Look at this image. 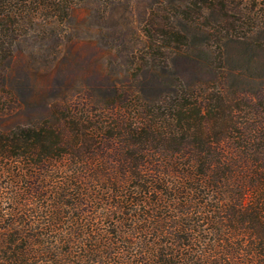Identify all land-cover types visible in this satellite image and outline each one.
I'll use <instances>...</instances> for the list:
<instances>
[{
  "label": "trees",
  "instance_id": "16d2710c",
  "mask_svg": "<svg viewBox=\"0 0 264 264\" xmlns=\"http://www.w3.org/2000/svg\"><path fill=\"white\" fill-rule=\"evenodd\" d=\"M76 1L0 0V111L22 31L39 20L57 40ZM158 3L143 20L154 62L187 51L203 9L224 17L205 43L264 17V0ZM96 94L0 130V264H264V84L237 92L213 72Z\"/></svg>",
  "mask_w": 264,
  "mask_h": 264
},
{
  "label": "rangeland",
  "instance_id": "374dc122",
  "mask_svg": "<svg viewBox=\"0 0 264 264\" xmlns=\"http://www.w3.org/2000/svg\"><path fill=\"white\" fill-rule=\"evenodd\" d=\"M160 1L163 5L169 0ZM158 5V0H77L54 41L43 35L46 25L39 20L31 23L6 65L5 84L13 108L0 111V130L40 121L87 91L96 94L114 84L131 82L152 95L174 84L208 81L213 72L237 92L264 84V17L247 26L246 33L224 30L205 43L214 24L224 17L203 9L195 26L183 31L188 52L166 48L165 58L154 62L149 53L144 55L143 20L156 14ZM95 99L91 102L97 105Z\"/></svg>",
  "mask_w": 264,
  "mask_h": 264
}]
</instances>
